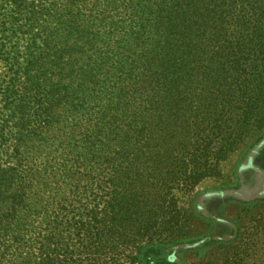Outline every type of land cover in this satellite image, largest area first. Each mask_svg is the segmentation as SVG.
<instances>
[{
  "label": "trees",
  "instance_id": "1",
  "mask_svg": "<svg viewBox=\"0 0 264 264\" xmlns=\"http://www.w3.org/2000/svg\"><path fill=\"white\" fill-rule=\"evenodd\" d=\"M106 1L123 7L108 28L95 10ZM73 6L39 53L41 81L31 85L42 88L40 97L22 94L16 76L0 79V142L30 118L42 124L28 131L40 142L56 130V118L64 124L89 115L75 126L87 130L86 138L64 145L72 144L70 167L59 171L61 188L50 196L41 191L50 175L0 163V264L30 261L28 242L34 262L54 264L60 230L81 216L75 213L80 195L67 198L77 189L86 193L83 202L89 196L81 207L90 219L88 249L106 244L104 264H264V211L246 210L248 221L231 237L210 239L193 233L189 204L207 181L223 179L231 159L264 129V0H76ZM3 40L0 60L7 62ZM105 42L113 50L102 49ZM154 110L160 125L138 131L149 143L117 171L134 177L109 193L103 208L115 205L113 216L97 221L103 195L97 183L81 181L94 178L84 162L111 141L109 127L137 125ZM105 222L111 225L101 244L100 229L89 228ZM31 231L36 237L29 241Z\"/></svg>",
  "mask_w": 264,
  "mask_h": 264
},
{
  "label": "rangeland",
  "instance_id": "2",
  "mask_svg": "<svg viewBox=\"0 0 264 264\" xmlns=\"http://www.w3.org/2000/svg\"><path fill=\"white\" fill-rule=\"evenodd\" d=\"M75 1L0 0V36L4 38L5 52L9 53L7 62L0 60V79L9 82L16 76V85L19 84L22 94L40 97L42 88L37 92V86L31 85V82L38 83V81H41L39 74L42 69L39 68L42 67V62L39 53L44 50L43 46L48 39L54 40L55 30L59 28L58 23L61 15H65L69 9H72ZM121 8L123 7L120 1L118 3L106 1L101 6H96L95 10L101 13L102 17H107L104 21L106 28H108L107 26L112 19L116 21L118 15L123 14ZM106 43L102 44V49L113 50ZM29 51L33 53L32 55L35 58H28ZM14 71H18V74L15 75ZM32 88V91H28ZM149 95L151 93L145 94V96ZM28 105L33 107L32 110L38 107L33 104L32 98ZM158 112L154 110L147 113L145 118L137 125L132 124L126 128H122L121 125L117 129L115 125L109 127L106 133L107 138L111 141L107 140L105 146H97L100 153L94 156L95 160L84 162V167H93L90 172L94 176L90 175V177L94 178H82L81 181L85 182L88 187L91 182L97 183L100 186L98 194L103 195L99 202L96 201L97 207H99L97 211L99 215L94 219H97V221L105 219L106 216L108 218L113 216L115 205L110 204V206L106 205L103 208L107 198L113 195L109 193L112 191L116 194L119 193L127 180L134 177L133 172L127 176H122V173H117V171L121 170V166L133 161L139 155L138 151L141 147L149 143L150 140L143 141L141 137H137V133L141 128L148 131L156 125H160V121L156 118ZM30 114H32V111ZM87 119H89V115L83 114L78 120H67L62 124L56 118L59 124H53L52 126L55 125L56 130L46 136L41 135L43 139L39 142L36 139L34 140V137H31L28 131L34 124H36L35 128L42 126V124L40 125L41 122L38 119H35L32 123L33 119L30 118L31 123L29 126H24L25 129L11 130V136H7V140L0 142V163L3 164V167H12L13 163H22L23 165L36 167L33 171L39 170L41 177L50 175L48 183L43 182L41 187V191L44 193L42 195L44 197L50 196L49 194L55 193L58 188H61V184L56 181L59 171H63L64 166L70 165L67 160H71L69 153H71L72 144L64 145L73 143L74 140L78 141L80 138H86V126V133L83 126L80 131H75V126L78 122L80 125H85ZM38 128L34 129V133H38ZM57 128H63V136L57 132ZM115 134L117 135L115 136ZM82 146L86 147L87 144ZM87 151L91 154L89 149ZM222 173L224 175L223 179L207 181L195 191L189 200L196 217L193 233L197 236L210 239H227L231 237L236 227L242 226L248 221L245 217L246 210L251 211L252 214L264 211V129L258 136L246 142ZM51 175L56 176V178L51 179ZM46 185H48L47 188ZM62 188L64 187L62 186ZM77 191H72L74 196L67 198L75 201L74 197L80 195L75 213H81V216L76 219L74 217V220L70 221L71 226L66 228V232L60 230V236L55 242L54 264H104V259L100 254L105 251L103 248L106 244L102 243L108 233L107 228L111 224L107 222L102 223L103 226L99 224L93 226L91 224L89 229L93 227L100 229L102 245L96 251H90L88 249V222H90V219L86 214H82L83 210L81 208L87 205L89 196H86V201L83 202L80 199L85 197V191L83 189L80 191L77 189ZM65 193L69 194L67 191H63L64 195ZM34 237H36V234L31 231L27 233L26 239L31 241ZM28 245L31 247L33 244L28 242L24 249L30 260L26 264H40L39 260L35 259L34 262V257L30 254L33 253V250ZM96 252L98 254L94 255Z\"/></svg>",
  "mask_w": 264,
  "mask_h": 264
}]
</instances>
